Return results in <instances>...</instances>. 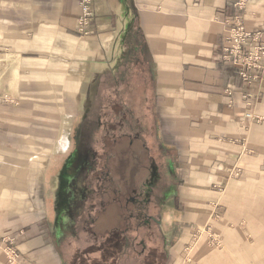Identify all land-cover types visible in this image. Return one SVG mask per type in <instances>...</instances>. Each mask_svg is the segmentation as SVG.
I'll use <instances>...</instances> for the list:
<instances>
[{
  "label": "crops",
  "instance_id": "obj_1",
  "mask_svg": "<svg viewBox=\"0 0 264 264\" xmlns=\"http://www.w3.org/2000/svg\"><path fill=\"white\" fill-rule=\"evenodd\" d=\"M81 1L0 0V95L9 92L2 79L14 67L5 65L11 57L19 64L27 59L30 76H61L84 94L105 76L124 78L119 65L118 73L106 75V63L112 66L127 50L128 63L146 73L139 92L154 95L158 139L176 144L182 167L179 192L164 202L174 200L179 228L174 264H264V81L245 85L222 59L237 20L249 31L261 29L264 39V0H93L88 35L78 29ZM15 72L24 76L21 65ZM150 133L143 137L150 140ZM17 152L0 143V236L33 224L35 235L17 245L20 264H65L54 239L46 242L38 229L42 219L59 221V205L46 197L38 216V203L25 200L36 181L35 155H29L27 186L21 174L6 182L5 160H15ZM45 164L43 185L53 189L61 183L57 162L49 158ZM62 207L61 224L73 231L69 201ZM194 225L209 227L207 235L214 230L222 245L212 247L204 236L192 250L193 261L185 262Z\"/></svg>",
  "mask_w": 264,
  "mask_h": 264
},
{
  "label": "rangeland",
  "instance_id": "obj_2",
  "mask_svg": "<svg viewBox=\"0 0 264 264\" xmlns=\"http://www.w3.org/2000/svg\"><path fill=\"white\" fill-rule=\"evenodd\" d=\"M257 31L263 33L261 29L249 32ZM261 40L264 44L263 36ZM224 49L222 59L225 62ZM126 53L127 50L118 57V64L110 66L107 62L105 73H118L119 65L124 78L105 76L89 89L91 93L84 94L72 91L66 82L68 79L61 76H30L29 69L33 65L27 59L19 64L11 57L5 64L6 68L10 64L14 67L7 70L2 79L9 92L0 95V143L6 151H18L15 160L13 157L5 160L6 182L11 176L21 174L22 186H27L29 155H35L38 161L34 173L36 181L31 184L32 190L27 189L25 200L27 205L29 198L38 203L33 210L38 216L43 212L42 201L46 197L53 198L59 205V221L50 224L42 219L38 229L44 232L46 242L54 239L65 264L175 263L174 244L179 228L174 222L177 219L174 200L164 203L168 198L163 197L169 190L179 192L182 167L176 144L164 142L162 137L158 139L160 128L154 95L139 92L146 84V76L142 77L146 73L139 66L129 64ZM261 62V78L251 81L243 79L234 63H225L233 65L245 85L251 86L264 81V57ZM20 65L24 76L15 77ZM19 87L23 92L18 91ZM148 133L151 139L146 138L142 146L138 138ZM64 149L66 151L62 152ZM148 154L157 169V177L151 179L142 169L144 164H149ZM69 156L70 166L65 173L61 172ZM49 158L56 160L54 174L61 182L57 184L59 187L53 184V189L44 188L43 183L45 163ZM67 179L69 185L65 188ZM158 179L164 182L160 190H155L157 197L150 206L144 205L148 183L153 186ZM63 200L70 202L73 231L66 232L67 226L61 224L65 211ZM218 213L216 206L214 214ZM202 226L192 228L193 235L182 253L185 262L193 261L192 250L204 236L209 238L212 247L222 245L214 230L207 235L209 227ZM36 231L32 224L10 236H0V264H20L17 245L32 238ZM180 262L178 259L176 264Z\"/></svg>",
  "mask_w": 264,
  "mask_h": 264
},
{
  "label": "built area",
  "instance_id": "obj_3",
  "mask_svg": "<svg viewBox=\"0 0 264 264\" xmlns=\"http://www.w3.org/2000/svg\"><path fill=\"white\" fill-rule=\"evenodd\" d=\"M80 8L78 29L80 34L88 35L95 16L93 0H82ZM261 38L262 33L260 31H246L244 25L238 20L235 22L234 29L229 32L230 44L224 47L225 62H232L238 66L240 75L246 81L255 80L262 76L261 60L264 57V44H262ZM248 40H250L249 44L247 43Z\"/></svg>",
  "mask_w": 264,
  "mask_h": 264
},
{
  "label": "flooded vegetation",
  "instance_id": "obj_4",
  "mask_svg": "<svg viewBox=\"0 0 264 264\" xmlns=\"http://www.w3.org/2000/svg\"><path fill=\"white\" fill-rule=\"evenodd\" d=\"M116 56V55H115ZM87 120V119H86ZM138 140L142 143V146H145V143H144V140L145 138H143V136L140 138H138ZM132 144L131 145H134L133 142H131ZM91 154V153H90ZM90 156H93L92 154ZM147 161L149 164H144L142 169L144 172L147 173V176H149L148 178H153V177H157L155 175V173L157 172V169L153 163V160L150 159V155L148 154V157H147ZM158 183H156L155 185H149L148 183V187H147V191H146V199H145V202L143 203L144 205H147V206H150V204H152V202L154 201L155 196L154 193L156 192L155 190H160L161 189V185L163 184V180L162 179H158L157 180ZM174 192H172L171 190L167 191L164 195V199L166 198H169L173 195ZM70 203V202H69ZM158 221V220H157ZM159 222V221H158Z\"/></svg>",
  "mask_w": 264,
  "mask_h": 264
}]
</instances>
